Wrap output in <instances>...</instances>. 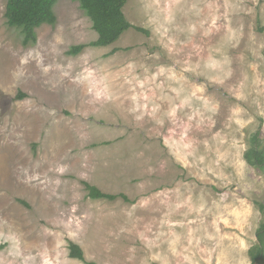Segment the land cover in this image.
<instances>
[{
	"label": "rangeland",
	"instance_id": "rangeland-1",
	"mask_svg": "<svg viewBox=\"0 0 264 264\" xmlns=\"http://www.w3.org/2000/svg\"><path fill=\"white\" fill-rule=\"evenodd\" d=\"M5 3L0 264H251L264 172L243 154L258 126L264 148V0H127L148 34L75 56L97 38L77 1L57 0L27 47ZM83 181L132 202L90 199Z\"/></svg>",
	"mask_w": 264,
	"mask_h": 264
},
{
	"label": "trees",
	"instance_id": "trees-1",
	"mask_svg": "<svg viewBox=\"0 0 264 264\" xmlns=\"http://www.w3.org/2000/svg\"><path fill=\"white\" fill-rule=\"evenodd\" d=\"M57 0H6L4 17L10 27L19 28L23 34L22 45L27 47L36 41V28L43 23L53 25L56 15L53 6ZM77 1L81 9L89 17L92 29L96 31L97 38L87 44H76L67 50L68 55H78L85 47L107 46L114 43L120 35L129 28L148 34L142 27L131 24L126 18L123 6L127 0H73ZM264 31V26L258 28ZM115 51V50H114ZM19 97V95H18ZM106 143V142H105ZM243 157L247 164L264 172V148L262 146L261 128L255 130L250 136L249 146ZM87 197L90 199H103L114 201L122 199L132 202L124 193H107L97 186L86 181L82 182ZM261 213V221L255 231L256 242L248 249L251 264H259L264 259V200L256 202ZM3 246H0L2 248ZM69 256L85 261L82 248L75 242L68 244ZM89 264H95L89 262Z\"/></svg>",
	"mask_w": 264,
	"mask_h": 264
}]
</instances>
